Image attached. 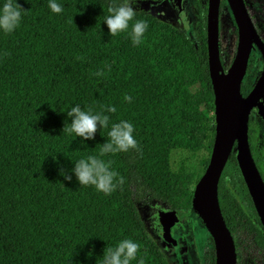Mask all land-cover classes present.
<instances>
[{
    "label": "trees",
    "instance_id": "trees-1",
    "mask_svg": "<svg viewBox=\"0 0 264 264\" xmlns=\"http://www.w3.org/2000/svg\"><path fill=\"white\" fill-rule=\"evenodd\" d=\"M138 1L144 0L133 4ZM17 2L26 10L20 26L10 34L0 31V264H102L104 249L123 239L140 245L131 264L141 258L144 264H172L147 232L138 204L150 197L175 211L191 208L193 185L202 172L183 165L171 170L170 151L205 149L202 171L207 163L214 116L205 4H194L191 37L136 9L135 19L148 28L143 42L134 46L130 28L110 36L103 22L110 0H57L60 14L49 9V0ZM158 39L195 51V70L156 63L147 52ZM251 56L248 81L254 72ZM100 70L104 75L98 77ZM76 105L94 112L114 106L116 111L105 112L108 128L82 141L62 131L71 122L66 112ZM121 120L134 126L139 148L102 158L111 161L124 183L110 195L79 185L70 171L74 163L98 155L111 124ZM250 130L248 121L249 143ZM61 167L71 181L59 174ZM245 196L231 149L217 182L219 209L233 238L236 264L248 247L261 251L264 262L261 225L240 220L249 207L240 204ZM207 237L205 264H214Z\"/></svg>",
    "mask_w": 264,
    "mask_h": 264
},
{
    "label": "water",
    "instance_id": "water-1",
    "mask_svg": "<svg viewBox=\"0 0 264 264\" xmlns=\"http://www.w3.org/2000/svg\"><path fill=\"white\" fill-rule=\"evenodd\" d=\"M182 1L175 0V5L180 20L185 24ZM226 1L237 26V42L233 58L225 69L218 54L219 0L206 2V59L213 91L214 135L207 163L193 185L190 200L191 209L212 239L214 264H236L233 238L224 223L217 199V182L231 149L235 151L238 168L259 216L264 239V184L252 160L247 140L251 107L257 105L264 118L261 105L264 98V45L255 34L242 0ZM252 42L261 53L262 67L252 88L243 96L240 82ZM177 222L175 210L163 211L155 221L157 234L164 241L174 244L170 227Z\"/></svg>",
    "mask_w": 264,
    "mask_h": 264
},
{
    "label": "clouds",
    "instance_id": "clouds-1",
    "mask_svg": "<svg viewBox=\"0 0 264 264\" xmlns=\"http://www.w3.org/2000/svg\"><path fill=\"white\" fill-rule=\"evenodd\" d=\"M49 9L55 13L63 12V7L57 0H49ZM26 11L17 2V0H5L0 6V31L5 34L14 32L21 23L22 13ZM108 15L103 22L107 25L110 36H117L120 33L129 32L130 39L134 46L143 42V36L148 28V24L143 20H136V9L133 6V0H110L107 7ZM82 59V57H78ZM108 71L111 67L107 66ZM100 77L104 71L100 70L95 73ZM124 100L131 102V97L124 96ZM114 106H101V111L94 112L91 107L83 110L81 106L71 107L66 112L71 122L64 125L62 131L68 134H75L81 140H92L100 128H108L110 116L105 114L115 113ZM134 126L129 121L121 120L111 124L108 131V141L100 147L98 155H88L74 163L70 170L76 177L79 185L93 186L97 191L110 195L116 190L118 184L124 183V178L111 170V161H105L102 157L108 154L118 152H127L130 149L139 148L136 139L133 136ZM59 174L64 180L71 181L72 175H69L64 168L59 169ZM140 245L131 239L119 241L115 247L104 249L102 264H131L136 260ZM138 264H144L143 258L139 259Z\"/></svg>",
    "mask_w": 264,
    "mask_h": 264
},
{
    "label": "rangeland",
    "instance_id": "rangeland-1",
    "mask_svg": "<svg viewBox=\"0 0 264 264\" xmlns=\"http://www.w3.org/2000/svg\"><path fill=\"white\" fill-rule=\"evenodd\" d=\"M198 1L202 5L206 0H183L186 26H183L178 15L175 0H144L133 4L135 9L144 10L147 13L168 22L175 28L184 29L191 37L192 24L194 22V3ZM253 19L261 27L264 35V14L254 15ZM236 32L225 5H222L218 14V41L219 54L223 59L224 69L232 60L236 47ZM147 54L153 57L158 64L174 66L182 69L196 68L197 53L191 49H180L169 45L166 41L155 40ZM207 152L201 149L194 154L186 150L172 149L169 154V167L176 170L179 165L187 169L202 172L201 160L206 157ZM168 206L157 199L147 198L140 203L138 210L143 219L145 228L149 235L156 241L164 253L168 262L172 264H205L204 251L208 249L207 230L202 221L191 208L177 212L178 222L170 229V234L175 240L174 248L168 253L165 244L161 245L157 238L155 221L161 212L168 210ZM166 247L169 245L166 244ZM239 264H264L261 251L248 247L242 250Z\"/></svg>",
    "mask_w": 264,
    "mask_h": 264
},
{
    "label": "flooded vegetation",
    "instance_id": "flooded-vegetation-1",
    "mask_svg": "<svg viewBox=\"0 0 264 264\" xmlns=\"http://www.w3.org/2000/svg\"><path fill=\"white\" fill-rule=\"evenodd\" d=\"M206 2H207V0L205 1V6H206ZM242 3H243V6L247 12V15L249 16V19L252 23L253 29L255 31V34H256L258 40L264 45V35L262 33V29L256 23V21L253 19L254 15L264 14V0H242ZM222 5H225L228 12H229V16L232 20V23H233V26H234V29L236 32L235 42H237V26H236V23H235L234 18L232 16V12H231L229 5H228L226 0H219L218 14H219V11H220ZM182 24H183V26H186L185 25L186 20H185V24L183 22H182ZM218 46H219V41H218ZM235 49H236V47H235ZM250 53L252 55L251 57H252V60L254 63L253 64L254 72L251 74L252 75L251 81H248V78H247L248 74H247V71L245 68L244 74H243V76L241 78V82H240V92L243 96L246 95L247 92L252 88L253 84L255 83V80L257 79V77L261 71V67H262L261 53L257 49V46L254 42L251 43L248 58L250 56ZM218 54H219V47H218ZM219 58H220V61L223 65V59L220 56V54H219ZM248 58H247V63H248ZM246 67H247V64H246ZM245 83L248 84V87H247V89L244 90L245 85H243V84H245ZM261 105H262V108L264 111V98L261 99ZM248 121L251 122V130H250L251 131V141H250V143L248 141L250 154H251L252 160L254 162V165L258 171V174H259V176H260V178L264 184V118L259 113L257 105L251 107V109L248 113ZM248 121H247V130H248ZM240 174H241V172H240ZM241 177H242V175H241ZM242 180H243V178H242ZM243 182H244V180H243ZM244 185H245V183H244ZM245 188H246V191L248 193V196H245L244 197L245 200L240 201V204L242 205L243 208H245V205H247L249 207H248V211H242L240 220L245 221V220L250 219L252 222L261 225L259 216L257 214L255 207H254V204L252 202L251 196L247 190L246 185H245ZM250 205H251V207H250ZM138 206H139V204H138ZM169 209H171V208H169ZM175 213L177 215L176 211H175ZM171 227H170V229H171ZM261 233H262V225H261ZM170 236H171V234H170ZM157 238H158L159 242L161 243V245L165 244L164 248H165V251L167 253H168V251L170 252L171 248H174L175 240L172 238V236H171V238L174 240V244H171L169 242L164 241L163 238L160 237L159 235L157 236ZM166 244L169 245V247H166ZM205 254H206V251H204V257H205Z\"/></svg>",
    "mask_w": 264,
    "mask_h": 264
}]
</instances>
